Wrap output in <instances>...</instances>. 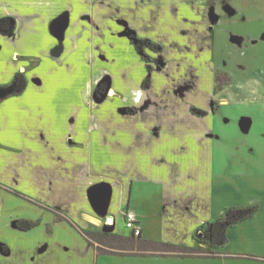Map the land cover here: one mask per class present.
<instances>
[{"label": "crops", "instance_id": "obj_1", "mask_svg": "<svg viewBox=\"0 0 264 264\" xmlns=\"http://www.w3.org/2000/svg\"><path fill=\"white\" fill-rule=\"evenodd\" d=\"M108 1L0 0V19L11 18L16 23L12 35L0 33L8 45L10 42L12 53L8 54L13 60L0 64V87L10 86L18 73L27 80L21 94L0 97V172L7 169L13 173L8 177L2 172L0 186L41 203L45 202L40 199L43 195L68 193L73 199L80 197L86 206L74 212L77 216L72 211L70 214L88 230L101 227L102 221L109 222L110 218L115 233L117 221L126 210H132L141 222L142 239L152 241L145 236V229L156 226L161 229L162 243L180 242L169 232L184 227L191 229L196 242L198 230L206 222L223 217L228 207L259 205L256 214L242 224L263 219L264 174L246 176L243 185L235 187L233 177L217 168L215 128L216 115L227 107L240 106L255 110V115L239 119L243 134L254 128L256 115L262 118L264 128V53L256 50L264 46V21L235 31L238 25L230 20L227 24L224 19L236 14L225 0L213 4V0L158 1L169 5L157 18L163 21L169 36L184 37L185 31H192L198 24L210 43L207 54V49L197 46L200 55H183L180 72L189 70V79L172 82L163 75L169 61L163 57L165 65L161 67L154 66V61H144L130 36L123 32L125 25L139 39L161 45L135 24L154 2L114 0L116 5L131 10L123 15L120 12L117 18V13L113 16L107 12ZM221 4L229 15L222 12ZM149 13L152 16L153 10ZM247 31L253 37L245 45ZM9 49L0 46V52ZM149 50L164 56V49ZM18 54H24V61ZM125 55L132 61H124ZM216 55L232 58L233 82L222 89L217 88L216 75L222 71L221 66L225 67V59L218 63L214 61ZM204 57L210 58L213 68ZM240 60L245 63L240 65ZM192 61L197 67L191 66ZM108 74L114 75V89L104 105L113 102L112 111L93 106L90 97L93 88L102 84L100 78ZM198 91L199 99L204 97L206 102L185 101L188 94ZM77 92L78 99L74 96ZM36 98L41 101L34 103ZM215 101L220 107L217 110ZM11 106L18 110L15 114L10 113ZM36 107L39 111L34 112ZM194 109L206 115L195 114ZM44 117L48 118L46 127L40 128L38 119ZM15 118H21L23 124L15 126ZM92 175L113 190L109 217L99 215L87 199ZM0 192V231L20 234L24 231L18 227L20 221L42 224L45 229L39 231L46 237L61 228L52 213L2 187ZM217 198L221 200L218 203ZM10 203L6 213L4 207ZM46 204L57 208L53 202ZM0 241L1 255L9 256L13 252L9 239H3L0 233Z\"/></svg>", "mask_w": 264, "mask_h": 264}, {"label": "rangeland", "instance_id": "obj_2", "mask_svg": "<svg viewBox=\"0 0 264 264\" xmlns=\"http://www.w3.org/2000/svg\"><path fill=\"white\" fill-rule=\"evenodd\" d=\"M158 1L160 0H151V2L154 3H150L146 7V14L139 16V18L135 21V24L139 25V30L142 33H145L149 37L153 36L154 38H156V40H159V42H161V45H157L160 46V49H164V56L158 54L159 52H152L151 50H149V48H145L143 53L139 54L144 58V61H154L155 63H153L156 67L165 65V60L163 58L165 57L166 61H169V66L167 69L163 70V72L165 71L163 75L170 78L172 82L187 80L189 79L190 71L186 70V72H180V67H183V62L185 61L181 58L183 57V55L192 57H194L195 55H200L199 51H196L195 49L197 46L207 49V54L208 48L210 49V43L208 42L207 37H205V34L201 32L198 24L193 27L192 31H185L186 35L184 37L169 36L162 26L163 21L157 19L159 15H163L165 13V11L169 8V5L168 3L158 4ZM225 1L229 4H232L231 8L235 11L236 14L235 16H228L224 19L227 21V24L229 23L228 20H230V23L238 25L237 27H234L235 31L245 30L243 28L249 24H261V22L264 21V0ZM214 2H216V0H213L211 3L213 4ZM115 3L116 1L111 0L106 4L107 12L112 13L113 16L115 15V13H117L116 17L118 18L120 12H122V15L125 12H131L129 7H124V5L120 6L119 4L116 5ZM222 4L220 5V9L226 16L229 15L225 8L226 6ZM140 10L144 11L143 8ZM151 10H153L152 16L149 13ZM123 27V32L130 36V39L134 44H138L134 42V39H132L133 36H136L135 32L131 29H128L125 25ZM249 33V31L246 32L247 37L245 40V45L250 44V39L251 37H253V33ZM0 38L3 39H0V46H3V48H5L6 46V49H9L10 42L8 45V40L4 36ZM138 45L142 46V43H139ZM256 50L264 53V46L263 48H256ZM10 52L11 50H3L2 52H0L1 65H5V63L9 61L13 62L11 58L12 55L8 54ZM23 55L24 54H18L17 56H20V60H23ZM221 55L225 54L221 53ZM125 56L126 57L124 61H132L133 58L130 55ZM223 58L225 59V67L221 66L222 71L217 72L216 75L218 84L217 88L220 89L224 88L226 85L232 84L233 82V78L230 77L232 58L226 56L219 57L216 55L214 61L221 63V60ZM209 59L210 58L206 57L203 58L204 62L208 63L209 66L213 68L214 65ZM17 60L18 58L15 59V62H17ZM191 63H193L191 66L197 67V64H194L196 63V61H192ZM240 63V65H243L245 62L243 60H240ZM262 65H264V58L262 59ZM161 74L158 75L161 76ZM218 77H220V81H218ZM113 78V74H108L107 76L100 78V80H103L102 84L96 85V87L93 88L91 92L92 96L90 95L91 104L93 106H98L101 110H113V102H109L104 105L108 98H110V94L113 95ZM12 84H10V86ZM70 92L72 93V90H70ZM193 94L197 97V99L193 97ZM198 94L199 91L197 92V94L195 92H193L192 94H188L189 96H187V99L185 101H200L199 103L206 102L204 100V97L202 99H199ZM8 96L15 97L17 95H10L7 92L0 91V97L6 98ZM74 96H76V99H78L79 92H77V94H74ZM38 98L35 99L36 102L34 103H38L39 101H41ZM42 102L45 103L44 101ZM46 104L49 106L48 103ZM39 107H36L34 109V112L39 111ZM219 108L220 107L215 101L214 109L217 110ZM10 109V113L15 114V111H18L15 110L12 106L10 107ZM254 111V109H249L242 106L227 107L226 110H223L218 115H216L217 123L215 128V152L216 158L218 160L217 168L220 171L226 172V174L233 177V179L235 180V187L236 184L243 185V180H245L246 176L258 174L259 172L264 174V128H261L260 123L262 118L260 117V115H256V123L254 125V128H252L251 132L247 135L242 133V128H239L238 125L239 119L242 121V117L246 116V114L255 115ZM73 117H77V114L71 117L72 121L75 119H73ZM111 118L113 119L112 116ZM47 120L48 118L45 117L42 118V120L38 119V126H40V128L46 127V125L44 126V124H46ZM23 122L24 121L21 118H15L14 125H21L23 124ZM16 151L18 150L16 149ZM2 172H4L5 176H13V173L10 170L6 169L5 171L2 170ZM2 172H0V175ZM95 178L100 177L92 175V178L90 179L91 181H89L87 184V199H90L89 193L92 188L100 184ZM45 184L46 183H44V185ZM1 187L6 192L52 213L53 216L59 221V226H61V228H59L51 237H46L45 234H43L45 236H42V234H40L39 229H45L42 227V224L36 226L34 229L31 228L29 230H24L20 232V234H13L10 232L7 233L5 229L1 230L0 233L2 238L4 239L7 237V239H9V247L13 252H11L8 256V254L1 255L0 251V264H264V218H259L253 222L249 221L245 224H242L244 222L243 221L235 226H232L228 234V243L219 248H212L208 243L205 244L199 242V240L202 239L203 235L199 234L198 232L195 234L196 242H194L191 235V229L189 228L184 227L183 230L177 229L173 232L168 231L170 237L172 236L175 238H180V242L171 241L166 244H174L191 249H197L199 251H202L199 255H178L175 253L151 252V248L148 245L138 242L140 236L142 237L141 234L138 237L134 236L137 240L134 246L136 251H133L136 252L135 254H130L127 256L119 254H100L98 257L99 253L97 252L96 248L88 242L83 234V231L89 230L78 225V223H76L75 221L76 218H72L70 214V211L74 213L77 210H80V208H82L87 202L81 201L80 197H76L75 199H73V195L70 196V194L68 193H60L57 196L51 197H45L43 195V197H41L40 199L44 200L45 202L41 203L9 187L0 186V188ZM112 191L113 190H111V192ZM216 201L218 203L221 200L217 198ZM46 202H53V204L56 205L57 208H52L51 206L46 204ZM10 206H12L11 203L9 204V206L7 204L4 207V210H6L7 208L9 209ZM89 207L91 209V206L87 204L86 208ZM57 213L63 215V217L66 216L70 220V223L58 219ZM75 216L77 215L75 214ZM103 217H109L108 213ZM123 217H121L117 221L115 233L112 222H107V219H105V221H102V225L101 227L99 226L97 228V231L109 234H118L126 237L132 236V230L127 228L126 221ZM71 223L74 225H71ZM146 229V237H151L153 242L162 243L159 242L161 229L156 226H149V228ZM95 243L98 247L101 243L108 244L113 243V241L104 238L103 241L100 240V242L98 241ZM102 247L104 248L105 252L114 251L107 246L103 245ZM3 248V251H8L7 247L4 246ZM138 249L141 251H145L146 253L139 252ZM128 251H132L130 246L128 247Z\"/></svg>", "mask_w": 264, "mask_h": 264}, {"label": "trees", "instance_id": "obj_3", "mask_svg": "<svg viewBox=\"0 0 264 264\" xmlns=\"http://www.w3.org/2000/svg\"><path fill=\"white\" fill-rule=\"evenodd\" d=\"M16 29V23L11 18H2L0 19V33L3 35H12L15 32ZM134 39V38H133ZM134 39L135 43H142V46L135 44L136 49L139 53H143L145 48H150L152 50H159L160 46L155 44L154 42L148 40V39ZM138 41V42H137ZM148 62H150L148 60ZM149 70L152 71V67L149 66ZM218 81H220V77H218ZM27 85L26 77L23 73L16 74L13 84L9 87H0V91L7 92L10 95H19L21 94ZM220 89V88H218ZM193 112L195 114H198L200 116L206 115V112L194 109ZM259 209V205L250 206L247 208H241V207H230L227 208L225 211V214L223 217L215 220L206 222L199 230L198 233L202 234L203 237L199 242L201 243H208L211 245L212 248H219L223 245H225L228 242V230L251 217H253L256 212ZM58 214V219L64 220L68 223H70V220L63 215ZM61 216V217H60ZM60 217V218H59ZM38 223H31L29 221H20L18 223V227L22 230H29L35 226H37ZM71 225H74L71 223ZM84 236L88 240V242L94 246L99 254H119V255H130L135 254V244L137 240L135 239L134 235L130 237L121 236L118 234H109L97 231V228H94L89 231H83ZM112 240L113 243L104 244L101 243L98 247L96 246L95 242H100V240L103 241V239ZM140 243H144L148 245L151 248V252H162V253H175L178 255H199L202 251H199L197 249H191L187 247H182L179 245L174 244H166V243H157L153 241H148L142 239L140 236L139 241ZM107 246L108 248L113 249L114 251L105 252L104 248L102 246ZM130 246L132 251H128V247ZM130 250V249H129ZM149 250V249H148ZM139 252L144 253L145 251H141L138 249ZM147 251V250H146Z\"/></svg>", "mask_w": 264, "mask_h": 264}, {"label": "water", "instance_id": "obj_4", "mask_svg": "<svg viewBox=\"0 0 264 264\" xmlns=\"http://www.w3.org/2000/svg\"><path fill=\"white\" fill-rule=\"evenodd\" d=\"M66 26H62L61 29H65ZM90 201L94 208V210L101 216H105L107 214V210L109 207V203L111 200V188L107 184H100L96 187L92 188L89 193ZM110 222L111 219L109 218Z\"/></svg>", "mask_w": 264, "mask_h": 264}, {"label": "built area", "instance_id": "obj_5", "mask_svg": "<svg viewBox=\"0 0 264 264\" xmlns=\"http://www.w3.org/2000/svg\"><path fill=\"white\" fill-rule=\"evenodd\" d=\"M123 215L127 228L132 230V235L136 237L140 236L142 234V225L136 214L132 210H128Z\"/></svg>", "mask_w": 264, "mask_h": 264}, {"label": "flooded vegetation", "instance_id": "obj_6", "mask_svg": "<svg viewBox=\"0 0 264 264\" xmlns=\"http://www.w3.org/2000/svg\"><path fill=\"white\" fill-rule=\"evenodd\" d=\"M133 38L136 39V40L139 39L137 36H133L132 39H133ZM136 40H135V41H136ZM137 42H138V41H137ZM159 50H160V49H159ZM155 51H157V50H155Z\"/></svg>", "mask_w": 264, "mask_h": 264}]
</instances>
